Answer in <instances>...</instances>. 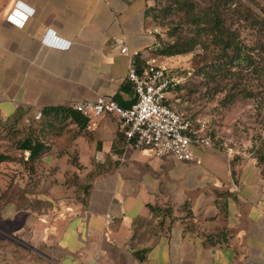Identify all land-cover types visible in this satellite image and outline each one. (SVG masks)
<instances>
[{
    "label": "crops",
    "instance_id": "crops-1",
    "mask_svg": "<svg viewBox=\"0 0 264 264\" xmlns=\"http://www.w3.org/2000/svg\"><path fill=\"white\" fill-rule=\"evenodd\" d=\"M151 6L1 4L0 120H34L39 111L102 96L131 107L133 60L161 63L152 52ZM71 129L38 159L50 210L11 203L0 212V264H264V176L254 159L215 146L195 147L189 162L154 158L128 145L120 120L108 114ZM107 215L115 217L110 225Z\"/></svg>",
    "mask_w": 264,
    "mask_h": 264
},
{
    "label": "rangeland",
    "instance_id": "rangeland-1",
    "mask_svg": "<svg viewBox=\"0 0 264 264\" xmlns=\"http://www.w3.org/2000/svg\"><path fill=\"white\" fill-rule=\"evenodd\" d=\"M7 1L0 0V5ZM151 1L150 24L153 31H159V35L153 36L160 40L161 47L174 43L188 44L197 35L187 8H182L183 1L193 4L196 11L206 9L209 4V0ZM220 3L223 4L224 0ZM225 13L227 23L239 33L242 44L255 58L262 57L264 0H231ZM152 52L161 58V66L180 79L181 83L171 91L168 101L191 121L194 131L202 137H210L218 149L254 159L264 176V162L258 160L264 149V92L252 98L243 97L261 89L259 85H264V74L256 76L250 67L229 76L223 81V85L228 83L227 89L216 93L215 85L199 72L203 65L199 59L203 55L200 45L191 53L172 57L163 56L154 48ZM234 83L235 88H232ZM231 93H235L234 99L226 102ZM63 108L65 110L48 114L39 111L34 120L15 123L0 120V154L8 157L7 161L0 163V212L11 203L22 210L33 209L40 213L50 210V202L45 199L50 188L43 185L48 174L42 170V161L38 160L40 156L34 161L28 160V153L21 147L27 139L42 142L44 150L51 148L59 139L64 144V135L73 133L71 126L74 120L67 113V109L73 110L72 105ZM39 113H42V118L36 119ZM69 161L77 163L78 157L71 156Z\"/></svg>",
    "mask_w": 264,
    "mask_h": 264
},
{
    "label": "built area",
    "instance_id": "built-area-1",
    "mask_svg": "<svg viewBox=\"0 0 264 264\" xmlns=\"http://www.w3.org/2000/svg\"><path fill=\"white\" fill-rule=\"evenodd\" d=\"M32 14L33 11L28 10L27 15ZM151 34L159 35V31L152 30ZM61 46L69 45L61 43ZM160 47V40L154 37V50ZM122 53H128L127 47L122 49ZM128 81L133 85L136 95V102L131 107L125 108L113 97L102 96L96 101L75 102L72 104L73 110L88 119L106 114L117 117L128 145L137 150L144 149L154 158L173 156L189 162L195 159V147L213 146L210 137H202L198 131H194L191 121L168 102L169 91L181 81L167 68L156 63L139 68L133 60ZM41 118L42 113H39L36 119ZM106 219L110 225L115 217L107 215Z\"/></svg>",
    "mask_w": 264,
    "mask_h": 264
},
{
    "label": "trees",
    "instance_id": "trees-1",
    "mask_svg": "<svg viewBox=\"0 0 264 264\" xmlns=\"http://www.w3.org/2000/svg\"><path fill=\"white\" fill-rule=\"evenodd\" d=\"M209 0L206 9L196 11L193 4L189 1H183L182 8H187L189 19L194 24L197 35L193 37L188 44L174 43L165 47H160L155 52L166 57L191 53L197 45H200L203 50V55L199 56L200 63L203 65L199 68V72L203 74L209 82L215 85V92H221L227 89L228 83L223 85V81L229 76L240 74L244 70L253 67V74L258 76L264 74V49L262 57L258 59L254 57L240 41V35L237 31L227 23L225 10L228 8L231 0ZM181 4V3H180ZM151 8L148 10V14ZM139 68L146 64L135 60ZM235 70V71H233ZM260 78V77H259ZM235 84L232 88H235ZM261 88L257 93H248L243 95L244 98H252L258 96L260 92H264V85H259ZM126 87H123L125 89ZM177 88V87H176ZM235 93H231L226 98V102L234 99ZM65 110L64 108H51L45 111V114L55 113ZM69 116L76 122L81 130L87 128L89 119L67 109ZM24 152L28 153V160L34 161L44 150L45 145L37 139H27L22 147ZM8 157L0 154V163L7 161ZM259 162H264V149L261 150L258 156Z\"/></svg>",
    "mask_w": 264,
    "mask_h": 264
},
{
    "label": "snow or ice",
    "instance_id": "snow-or-ice-1",
    "mask_svg": "<svg viewBox=\"0 0 264 264\" xmlns=\"http://www.w3.org/2000/svg\"><path fill=\"white\" fill-rule=\"evenodd\" d=\"M21 7H22V5H21Z\"/></svg>",
    "mask_w": 264,
    "mask_h": 264
}]
</instances>
